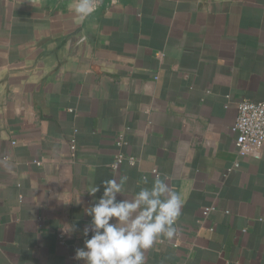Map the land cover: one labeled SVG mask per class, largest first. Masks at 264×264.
<instances>
[{
    "label": "crops",
    "instance_id": "1",
    "mask_svg": "<svg viewBox=\"0 0 264 264\" xmlns=\"http://www.w3.org/2000/svg\"><path fill=\"white\" fill-rule=\"evenodd\" d=\"M242 99H264V0H122L83 22L0 0V264H83L87 191L122 176L126 198L160 176L185 201L145 264H264V148L238 157L230 131ZM118 152L136 163L112 169Z\"/></svg>",
    "mask_w": 264,
    "mask_h": 264
},
{
    "label": "clouds",
    "instance_id": "2",
    "mask_svg": "<svg viewBox=\"0 0 264 264\" xmlns=\"http://www.w3.org/2000/svg\"><path fill=\"white\" fill-rule=\"evenodd\" d=\"M99 2L74 0L70 8L83 22ZM127 180L122 176L90 185L87 193L94 202L85 209L91 220L82 234L88 237L91 232V236L75 250L74 259L83 264H145V250L161 238L175 237L185 202L182 193L170 185L167 177L156 176L151 187H141L132 198H126L123 193ZM65 225L61 230L66 235L76 230L73 224Z\"/></svg>",
    "mask_w": 264,
    "mask_h": 264
},
{
    "label": "built area",
    "instance_id": "3",
    "mask_svg": "<svg viewBox=\"0 0 264 264\" xmlns=\"http://www.w3.org/2000/svg\"><path fill=\"white\" fill-rule=\"evenodd\" d=\"M230 131L234 133V148L238 157H255L260 156L261 150L264 148V99L253 101L242 99L237 104V113ZM124 143V133H120L116 138V145L121 146ZM71 150L75 149V138H71ZM127 160L130 164H135L133 157L125 156L118 152L114 161L110 163L112 169H116L119 164ZM35 164L40 165L41 160H34ZM238 164L235 163V166ZM157 175V171H152ZM214 210V207H206L204 213L208 214Z\"/></svg>",
    "mask_w": 264,
    "mask_h": 264
},
{
    "label": "water",
    "instance_id": "4",
    "mask_svg": "<svg viewBox=\"0 0 264 264\" xmlns=\"http://www.w3.org/2000/svg\"><path fill=\"white\" fill-rule=\"evenodd\" d=\"M23 1H33V2L50 3V4L58 3L59 5H65V6H70L74 2V0H23ZM119 1L122 0H100L95 12H93L90 16H95L104 6Z\"/></svg>",
    "mask_w": 264,
    "mask_h": 264
}]
</instances>
